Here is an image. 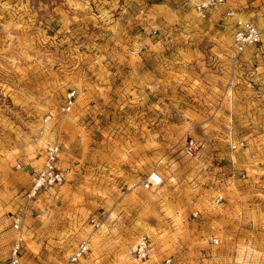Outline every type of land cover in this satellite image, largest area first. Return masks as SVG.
<instances>
[{"label": "rangeland", "instance_id": "374dc122", "mask_svg": "<svg viewBox=\"0 0 264 264\" xmlns=\"http://www.w3.org/2000/svg\"><path fill=\"white\" fill-rule=\"evenodd\" d=\"M203 1L0 0V264L13 216L25 264H64L84 239L77 264H264V31L232 42L236 20L263 28L264 0L202 17ZM53 144L64 180L29 197Z\"/></svg>", "mask_w": 264, "mask_h": 264}, {"label": "built area", "instance_id": "2783aa9c", "mask_svg": "<svg viewBox=\"0 0 264 264\" xmlns=\"http://www.w3.org/2000/svg\"><path fill=\"white\" fill-rule=\"evenodd\" d=\"M225 0H204L195 5L196 12L202 17L214 6L223 4ZM230 15V14H228ZM263 28L260 29L255 23L243 20H236L232 35V42L235 53L237 55L243 54L250 49H257L262 46ZM155 34V32H153ZM76 102V92L70 90L64 99L61 111L68 113L72 110ZM232 149L236 145L231 146ZM201 149V145L192 139L186 138L182 145L181 152L187 158L196 157ZM60 154V147L56 144L49 145L43 152V163L39 170L33 171L31 176V190L29 197H34L39 191L60 185L64 180V175L58 166V159ZM162 184V178L156 171H151L141 181V187L145 190L152 189ZM12 230L16 236L11 244L9 255L4 264H25L24 262V239L21 234V219L18 216H13L10 223ZM90 225L97 229L101 225L99 219L91 218ZM217 243V241H215ZM89 240H82L71 255L67 258L64 264H77L89 252ZM152 251V243L148 236H142L131 247L129 255L135 261H147ZM165 264H171V260L164 261Z\"/></svg>", "mask_w": 264, "mask_h": 264}, {"label": "crops", "instance_id": "0c3cea01", "mask_svg": "<svg viewBox=\"0 0 264 264\" xmlns=\"http://www.w3.org/2000/svg\"><path fill=\"white\" fill-rule=\"evenodd\" d=\"M262 47V46H261ZM76 103V102H75Z\"/></svg>", "mask_w": 264, "mask_h": 264}]
</instances>
